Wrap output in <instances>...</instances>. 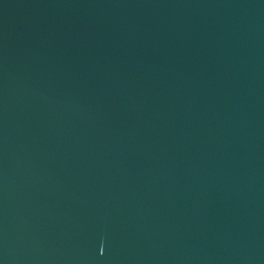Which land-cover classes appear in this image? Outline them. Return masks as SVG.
<instances>
[{"label":"water","instance_id":"1","mask_svg":"<svg viewBox=\"0 0 264 264\" xmlns=\"http://www.w3.org/2000/svg\"><path fill=\"white\" fill-rule=\"evenodd\" d=\"M0 264H264V0H0Z\"/></svg>","mask_w":264,"mask_h":264}]
</instances>
